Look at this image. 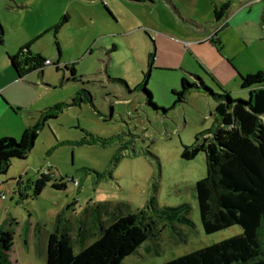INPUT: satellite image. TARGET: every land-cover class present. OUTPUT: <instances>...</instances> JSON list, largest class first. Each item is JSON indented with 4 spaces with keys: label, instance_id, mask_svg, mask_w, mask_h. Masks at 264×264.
I'll list each match as a JSON object with an SVG mask.
<instances>
[{
    "label": "rangeland",
    "instance_id": "rangeland-1",
    "mask_svg": "<svg viewBox=\"0 0 264 264\" xmlns=\"http://www.w3.org/2000/svg\"><path fill=\"white\" fill-rule=\"evenodd\" d=\"M225 4L218 22L215 11ZM0 21V70L17 77L8 55L28 46L58 64L19 82L0 76V139L19 140L18 127L60 108L28 158L13 160L0 177V228L12 223V263L46 264L47 238L58 228L68 229L77 253L96 238L80 237L84 221L99 227L100 217L143 210L157 220L152 198L159 209L186 204L181 216L190 222L159 218L160 232L124 264H163L242 233L240 226L203 231L195 186L207 175V157L186 161L181 153L217 127L216 103L194 89L176 104L172 87L200 78L217 95L248 101L241 76L264 71V0H0ZM213 36L220 44L206 42ZM144 87L162 111L148 103ZM40 173L64 179L67 190L47 184L33 198Z\"/></svg>",
    "mask_w": 264,
    "mask_h": 264
},
{
    "label": "trees",
    "instance_id": "trees-1",
    "mask_svg": "<svg viewBox=\"0 0 264 264\" xmlns=\"http://www.w3.org/2000/svg\"><path fill=\"white\" fill-rule=\"evenodd\" d=\"M228 9V4L216 9L218 22L226 16ZM61 22L66 23V16ZM5 33L0 21L1 44ZM208 42L220 44L214 37ZM29 48H23L15 56L8 55L20 78L33 71L44 74L47 67L46 60L30 54ZM154 57V54L149 55L150 66ZM52 66L58 67V64L52 63ZM65 69L71 72V79L76 80L74 65H66ZM148 78L149 75L146 80ZM113 81L128 88L124 80ZM198 81L199 84H192L183 79L180 91L174 92L176 104L184 103L194 89L204 91L216 103L217 127L204 133L203 142L197 136L192 146H184L181 157L191 161L201 152L207 157V175L195 186L203 231L212 235L240 226L242 233L163 264H264V71L241 76L242 89L250 94L248 101L235 100L229 92L217 95L200 78ZM143 91L148 95V103L154 105L152 93L146 87ZM154 106L157 111H162ZM59 110L54 107L43 111L41 120L27 128L19 140L0 139V177L7 174L13 160L28 158L41 127L48 120L56 119ZM47 184L56 190H67L64 179L54 181L40 173V178L33 184V198L41 196ZM149 203L148 208L154 209L157 220L164 216L171 220L181 218V221L185 218L181 214L187 211L186 204L159 209L155 198ZM157 220L153 215L147 216L144 210L123 214L111 224L101 225L96 240L77 253L69 231L58 228L49 235L46 264H124L155 237L156 232H160ZM184 222L190 221L186 219ZM10 227L0 228V264H14L9 256L14 246V232Z\"/></svg>",
    "mask_w": 264,
    "mask_h": 264
},
{
    "label": "crops",
    "instance_id": "crops-1",
    "mask_svg": "<svg viewBox=\"0 0 264 264\" xmlns=\"http://www.w3.org/2000/svg\"><path fill=\"white\" fill-rule=\"evenodd\" d=\"M132 1V0H131ZM141 2V1H140ZM105 14H110L111 16H113V18L114 19H116V16L113 14V12H112V10L110 9V8H107L106 6H105ZM67 17V16H66ZM222 21V20H221ZM100 37H102V36H100ZM214 37V36H213ZM212 37V38H213ZM211 38V39H212ZM217 38V37H216ZM210 39H208L206 42H208ZM200 44H203V42L202 43H200ZM30 49V54H32V52H31V48H29ZM33 55V54H32ZM12 56H15V55H12ZM47 60H49V59H47ZM60 61H59V58H58V63H59ZM52 63H54V62H52ZM66 65H68V64H66ZM11 69L13 70V68H12V66H11ZM14 71V70H13ZM45 71V70H44ZM15 73V72H14ZM41 76H42V74H40ZM0 76H3V77H7V78H9V81H13L14 79H16V78H18L17 79V82H19V81H21L20 79H22V78H19L18 76L16 77V75H15V77H14V75L12 74V72L10 71V70H8V69H3V70H0ZM24 78V77H23ZM70 79V78H69ZM15 81V80H14ZM1 87H0V94H3L2 92H1ZM172 89L173 90H175V92L177 91L176 90V88L175 87H172ZM6 106H9V105H7L6 104ZM45 111V110H44ZM39 113H41V112H39ZM33 124L30 122H25L23 125H22V127H18L17 129H16V131H22V132H24L27 128H29L30 126H32ZM23 134V133H22ZM113 221H109V220H106L105 218H102V217H100V221H99V227H96V224H95V222L94 221H89V220H87V221H84V225L82 226V229H81V231H80V233H79V235H80V237L81 238H87V237H89V236H95L96 235V238H97V236H98V234H96L97 232H99V228H100V226L101 225H109V224H111ZM67 229V228H66ZM68 230V229H67ZM70 233V232H69ZM51 234V233H50ZM49 234V235H50ZM49 235H48V238H49ZM48 238H47V242H48ZM96 238L93 240V242L96 240ZM85 240V243H86V239H84ZM86 246H87V244H85ZM90 245V244H89ZM139 250V249H138Z\"/></svg>",
    "mask_w": 264,
    "mask_h": 264
},
{
    "label": "built area",
    "instance_id": "built-area-1",
    "mask_svg": "<svg viewBox=\"0 0 264 264\" xmlns=\"http://www.w3.org/2000/svg\"><path fill=\"white\" fill-rule=\"evenodd\" d=\"M45 65L50 66V65H52V62L50 60H46ZM2 197L5 198L4 195H2Z\"/></svg>",
    "mask_w": 264,
    "mask_h": 264
},
{
    "label": "water",
    "instance_id": "water-1",
    "mask_svg": "<svg viewBox=\"0 0 264 264\" xmlns=\"http://www.w3.org/2000/svg\"><path fill=\"white\" fill-rule=\"evenodd\" d=\"M43 75V74H42ZM20 78V77H19Z\"/></svg>",
    "mask_w": 264,
    "mask_h": 264
}]
</instances>
